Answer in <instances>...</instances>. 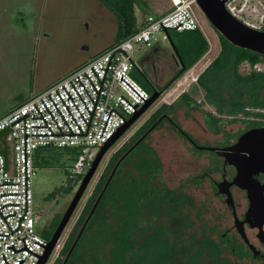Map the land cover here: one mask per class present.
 Returning <instances> with one entry per match:
<instances>
[{
  "label": "rangeland",
  "instance_id": "374dc122",
  "mask_svg": "<svg viewBox=\"0 0 264 264\" xmlns=\"http://www.w3.org/2000/svg\"><path fill=\"white\" fill-rule=\"evenodd\" d=\"M262 2L264 3V0ZM145 3L147 11L154 14H166L171 10L170 0H145ZM191 10L199 26H206L212 32V40L208 44L209 52L203 62L200 61L195 66L193 76L189 71L183 74L182 81L175 85L178 88V85L182 84L181 95L175 96V100L171 97L172 93L160 96L105 153L46 264H54L60 257L75 222L96 189L110 159L116 153H123L136 141V133L150 118L161 114L167 115L185 135L174 131L170 127L171 124L165 121L136 146L126 162H140L144 157L153 161L155 153L162 166L160 178L167 188L193 200L194 207L190 209L193 215L198 214L197 209L203 205L202 221H197V224L203 222L207 226L231 227L227 212L226 218L218 217L219 212H225L226 209L213 196L208 182L204 180V176L211 172V167L206 166V157L211 158L213 154L193 146L188 150L187 140L193 139L195 143H201L206 138L210 142L217 139L203 129V113H213L214 109L206 97L204 98V92L195 81L204 64L218 51V35L195 5ZM134 11L137 20H141L145 15L136 7ZM254 18L257 20L258 16ZM118 25L111 10L98 0H0V118L12 108L22 105L108 50L110 46L107 45L113 41ZM163 35L164 33L157 34L151 48H137L133 55V74L138 75L141 72L151 86L158 89L180 69L179 66L176 67L172 48L169 42L163 39ZM144 57L147 62L143 66L140 61ZM163 59L166 70L162 68ZM238 70L242 74L250 71L244 64L240 65ZM183 94L187 95L190 106L181 99ZM164 100H170L171 108L166 107ZM235 111L224 112L238 116L239 112ZM206 123L210 126L212 124L207 120ZM241 124L237 121L236 125L228 126L227 129ZM2 147L0 143V149ZM59 152L58 149L49 148L40 149L34 154L36 174L33 178V201L34 210L40 217L36 230L42 237L43 233L50 231L49 226L55 216H62L79 185L78 182L70 193L61 190L71 184H68L66 173L70 172V169L67 171L68 164L63 163ZM11 157L12 152L8 146V158ZM124 169L135 174L129 166ZM86 170L87 168L83 169L80 180ZM52 192H56L54 197L45 201ZM222 256L227 257L225 254Z\"/></svg>",
  "mask_w": 264,
  "mask_h": 264
},
{
  "label": "built area",
  "instance_id": "2783aa9c",
  "mask_svg": "<svg viewBox=\"0 0 264 264\" xmlns=\"http://www.w3.org/2000/svg\"><path fill=\"white\" fill-rule=\"evenodd\" d=\"M170 2L168 13L147 16L138 31L0 118V132L8 130L0 155V264H38L47 246L36 230L34 152L79 149L68 175L73 181L150 96L131 76L135 50L151 47L164 31L199 28L194 0ZM224 8L251 30L262 26V0H227Z\"/></svg>",
  "mask_w": 264,
  "mask_h": 264
},
{
  "label": "trees",
  "instance_id": "16d2710c",
  "mask_svg": "<svg viewBox=\"0 0 264 264\" xmlns=\"http://www.w3.org/2000/svg\"><path fill=\"white\" fill-rule=\"evenodd\" d=\"M98 1L109 8L119 22L117 42L140 29L141 26L136 24L133 9L135 5H138L143 12H146L144 0ZM148 15L150 16V14ZM167 35L176 49L184 69L180 68L158 90L151 86V83L143 77L141 72L138 75L132 72L134 81L149 95L153 91L167 90L208 51V44L198 29L184 32L167 30ZM219 38L222 45L220 55L196 80L197 84L210 95H213V91L219 83L223 85L222 89L239 87L240 81L236 75L237 67L243 62L254 65L258 61L252 54L233 47L222 37ZM134 69L135 67L132 71ZM243 87L245 86L243 85ZM158 117L159 115L156 118H150L136 133L137 138ZM165 121L171 124L170 127L174 131L185 135L169 117L161 118L154 129ZM49 148L53 147L40 149ZM54 149L60 150V158L63 163L68 164L67 171L75 164L80 155L79 149L76 148ZM121 155L120 152L116 153L108 162L104 174L88 198L60 252V257L54 264H62ZM129 155L116 168L65 264H233L229 257L222 256L228 249L224 245V241L218 242L212 237L215 228L207 226L203 222L197 224V221H202L203 205L197 209L199 213L193 215L190 212V209L194 207L193 200L180 192L167 188L163 183L160 178L162 166L157 155L154 153L153 161L144 157L140 162L132 160L126 162ZM33 164L35 167L34 155ZM126 166L134 170L135 174L124 169ZM66 173L68 178L69 172ZM81 175H78L73 181L68 179V184L71 185L61 188V190L70 193L80 181ZM55 193H50L45 201L51 200ZM60 217L61 215H56L50 223V231L42 234L43 237H41L47 242Z\"/></svg>",
  "mask_w": 264,
  "mask_h": 264
},
{
  "label": "flooded vegetation",
  "instance_id": "af4514ba",
  "mask_svg": "<svg viewBox=\"0 0 264 264\" xmlns=\"http://www.w3.org/2000/svg\"><path fill=\"white\" fill-rule=\"evenodd\" d=\"M254 31L264 33V20L260 29ZM217 35L218 52L214 60H216L222 50L219 38L221 36L218 33ZM241 50L252 54L258 61L254 65L249 62L241 63L240 65L244 64L250 69L245 74L239 72L238 68L240 65L237 67L236 75L239 77V87L222 89L221 86L223 85L219 83L218 87L213 91V95H210L200 87L204 92V98L206 97L207 102H210L214 109L213 113L211 111L203 113V129L208 134L216 136L217 139L210 142L206 138L201 143H195L193 139H190L187 140V144L189 146L188 150L190 146H193L195 149L213 154L211 158L206 157V166L211 167V172L204 176V180L208 182V187L213 196L226 209L225 212L220 211L218 217L220 219L226 218L227 212L231 221V227L220 228L218 225L212 226L215 228L212 237L218 242L223 240L224 245L228 248L223 255L225 254V256L229 257L233 264H264V200L258 203H251L248 199V191L243 185L233 183L237 171L231 163L232 154L230 152L244 134L252 130L264 129V55L245 49ZM174 63L179 66L176 60ZM258 65L261 67H258ZM195 83L197 84L196 81ZM182 96V100L190 106L187 95L183 94ZM224 109L236 110L239 112L238 116L225 113ZM165 116L167 115H159L154 123L158 124L161 118L167 119ZM206 120L213 125H208ZM237 121L242 124L238 127L227 129L228 126L236 125ZM154 123L136 139L133 145L131 144L124 150L118 160L122 157L124 159L129 155L142 140L144 141V137L155 130L154 128L157 124L152 127ZM252 181L254 182L253 185L256 182L259 185L263 184L261 175L252 176ZM191 186L196 187L198 185ZM251 191L252 189L250 188ZM262 194L264 197V190Z\"/></svg>",
  "mask_w": 264,
  "mask_h": 264
},
{
  "label": "water",
  "instance_id": "95a60500",
  "mask_svg": "<svg viewBox=\"0 0 264 264\" xmlns=\"http://www.w3.org/2000/svg\"><path fill=\"white\" fill-rule=\"evenodd\" d=\"M227 0H194L196 8L205 18V20L212 26V28L228 43L231 45L249 50L261 55H264V33L251 30L244 26L241 22L233 18L224 8V4ZM165 39L169 42L173 51V58L176 60L181 69H184V65L178 57L176 49L170 41L167 31H164ZM161 92L153 91L146 103L135 112L134 115L121 127L115 135L95 154L86 172L79 181V185L74 192L67 208L62 213L60 220L47 242V246L43 256L38 264H46L52 254V251L60 238L63 230L72 217L78 203L83 197L88 185L90 184L93 176L95 175L99 164L105 155V153L115 144V142L150 108L161 96ZM168 118L167 116H165ZM155 123L152 127H154ZM152 129V128H151ZM8 134V130L0 132V143L3 145L0 150V155L5 157V147L3 137ZM231 163L236 169V177L234 184H241L248 191V199L251 203H258L264 200V129L252 130L244 134L237 144L231 149ZM123 157L117 161L110 176L108 177L104 187L96 198L89 215L87 216L84 224L82 225L79 233L77 234L73 244L71 245L67 255L65 256L62 264H65L66 260L73 247L75 246L79 236L85 228L89 218L91 217L94 209L96 208L101 196L103 195L110 179L115 173L116 168L122 161ZM261 175L263 178V184L255 183L253 185L252 176ZM250 188L252 191L250 192ZM229 198V194L227 193ZM264 208V204H263Z\"/></svg>",
  "mask_w": 264,
  "mask_h": 264
},
{
  "label": "crops",
  "instance_id": "0c3cea01",
  "mask_svg": "<svg viewBox=\"0 0 264 264\" xmlns=\"http://www.w3.org/2000/svg\"><path fill=\"white\" fill-rule=\"evenodd\" d=\"M145 1V0H144ZM135 7H136V9H138L139 11H142L141 9H140V7L138 6V5H135ZM134 7V8H135ZM147 12V13H146ZM146 12H144L145 13V15H144V17H142V19L141 20H137V18H136V15H135V11H134V9H133V13H134V16H135V18H136V24H137V26H142V24L144 23V21H145V19H146V17H147V15L148 14H150L151 16H154V17H159V16H161V15H163V14H154V13H151V12H149V11H146ZM114 15V14H113ZM149 16V15H148ZM114 17H116L115 15H114ZM116 20H117V18H116ZM117 23L119 24V22H118V20H117ZM116 28H118V26L116 27ZM198 30L201 32V34L203 35V37L205 38V40H206V42H207V44H209V42L212 40V32H211V30H209V28H207L206 26H203V25H200L199 26V28H198ZM117 31H118V29H116V31H115V34H114V39H113V41L109 44V45H107L108 47L110 46H113L116 42H117ZM165 35V34H164ZM152 47V46H151ZM151 47H149V48H151ZM209 52V46H208V51L188 70V71H186L185 73H184V75L186 74V73H188L189 71H191V69H193L200 61H201V63L203 62V59H204V57L206 56V54ZM218 52V51H217ZM217 52L216 53H214V55H212L211 57H212V59H211V57H210V61L209 62H207V64H204V66H203V68H202V70L200 71V73L198 74V76L208 67V65L214 60V58L216 57V55H217ZM173 54V53H172ZM165 56V55H164ZM172 56V55H171ZM173 57V56H172ZM164 58V57H163ZM174 59V58H173ZM174 61H175V59H174ZM134 62V61H133ZM141 64L144 66L145 65V63L147 62V58L146 57H144V58H142L141 59ZM160 63H161V61H159ZM162 63H163V65H162V68L164 69V70H166L165 69V64H164V59L162 60ZM134 67H135V65H134ZM176 67H178V66H176ZM180 67V66H179ZM180 70V69H179ZM182 79H183V77H181L180 79H178L171 87H169L167 90H165V91H163L162 92V94H161V96H163V95H166L167 93H172L171 94V97L172 98H174L175 96H179V95H181L180 93H183L182 91H181V87H179V88H177L175 85L176 84H178L179 82H181L182 81ZM154 86V85H153ZM164 86V85H163ZM157 87V86H156ZM156 90H158V88H155ZM169 95V94H168ZM182 99V98H181ZM170 100H171V98H170ZM170 100H164V103H165V105L166 106H170V104H171V102H170ZM174 100H175V98H174ZM21 104H19V105H17L16 107H18V106H20ZM15 107V108H16ZM170 108H171V106H170ZM14 108H12L9 112H11L12 110H13ZM8 112V113H9ZM7 113V114H8Z\"/></svg>",
  "mask_w": 264,
  "mask_h": 264
},
{
  "label": "bare ground",
  "instance_id": "6f19581e",
  "mask_svg": "<svg viewBox=\"0 0 264 264\" xmlns=\"http://www.w3.org/2000/svg\"><path fill=\"white\" fill-rule=\"evenodd\" d=\"M195 68V67H194ZM194 68L190 71V74L192 75V72H193V70H194ZM197 73V72H196ZM193 76V75H192ZM182 86V84L180 83L179 85H178V88L179 87H181Z\"/></svg>",
  "mask_w": 264,
  "mask_h": 264
}]
</instances>
